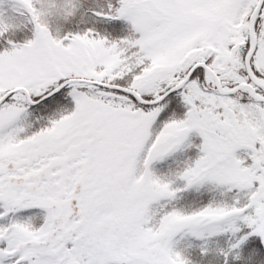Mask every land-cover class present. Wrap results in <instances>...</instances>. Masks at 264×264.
Segmentation results:
<instances>
[{"label": "snow or ice", "instance_id": "obj_1", "mask_svg": "<svg viewBox=\"0 0 264 264\" xmlns=\"http://www.w3.org/2000/svg\"><path fill=\"white\" fill-rule=\"evenodd\" d=\"M0 264H264V0H0Z\"/></svg>", "mask_w": 264, "mask_h": 264}]
</instances>
